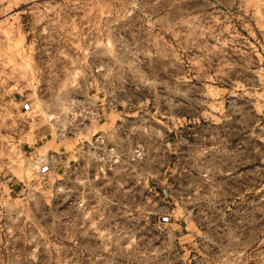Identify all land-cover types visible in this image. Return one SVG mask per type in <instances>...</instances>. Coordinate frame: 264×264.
<instances>
[{"label":"rangeland","instance_id":"374dc122","mask_svg":"<svg viewBox=\"0 0 264 264\" xmlns=\"http://www.w3.org/2000/svg\"><path fill=\"white\" fill-rule=\"evenodd\" d=\"M0 88V264H264V0H0ZM106 100L145 162L154 121L169 197L72 212L35 159Z\"/></svg>","mask_w":264,"mask_h":264},{"label":"built area","instance_id":"2783aa9c","mask_svg":"<svg viewBox=\"0 0 264 264\" xmlns=\"http://www.w3.org/2000/svg\"><path fill=\"white\" fill-rule=\"evenodd\" d=\"M73 107V113L57 129L56 143L67 146L77 142L76 145H81V153L83 155L86 153L87 164L85 166L84 163H79L77 160L67 161L63 179L57 186V193L64 202H68L72 206V212H79L92 203L87 202L85 193L88 192V188L94 181L108 184L114 181L121 188L123 180L120 176L133 172L136 163L143 160L144 144L139 138L140 133L143 132L142 128L127 126L123 121L126 116L120 111L119 119L114 124L111 136H105L99 131L89 136L92 128L99 124L108 112L117 111L118 107L113 101L106 100L86 105L77 102ZM135 117L141 118L137 115ZM76 150L74 149L73 152L75 155H77ZM61 152L67 154L71 151L63 146ZM89 154L90 159L88 158ZM57 159V153L47 151L45 155H37L35 161L41 163V167L49 171L55 166ZM78 175H82L80 182L77 179ZM102 190L104 191L103 185L98 188V195L104 199ZM67 213V211L62 213L63 218L67 217Z\"/></svg>","mask_w":264,"mask_h":264},{"label":"crops","instance_id":"0c3cea01","mask_svg":"<svg viewBox=\"0 0 264 264\" xmlns=\"http://www.w3.org/2000/svg\"><path fill=\"white\" fill-rule=\"evenodd\" d=\"M17 104V103H16ZM19 107L20 111H25V107L27 106V103L23 100H20V102L17 104ZM126 118H123V121H125V124L129 127H137L138 129H141L142 126V121L141 118L137 119L135 115H129L126 113H122ZM119 119V115H114L111 116L110 113H107L104 117L103 120H101V124L99 125V129L97 131L102 132L105 136H111V133L113 131V127L115 122ZM155 123L154 121H151V155L147 156L146 162L144 159L142 161H138L133 168V172L131 173H126L125 176H120L121 180H123V183L120 185H124L126 188L128 185H130L131 189H135L136 191V196L137 199L139 196L142 197L143 192L146 188L147 192L151 195V199L155 201H160L161 199L164 200V198H167L169 196H165L167 191L166 189L169 188V179L164 178V174H161L160 172V166H159V160L154 155V149L159 147V139H158V133H156L154 129ZM96 128V125L93 127ZM95 131V132H97ZM94 133L93 129L91 132H89V136ZM142 136V133H140ZM88 136V137H89ZM85 138H87L85 136ZM141 139V137L139 136ZM56 143V142H55ZM77 142H73L69 145L65 144H59L56 143L54 149H49L48 151H53L57 153V162L55 166L49 170L55 172L56 176V186L59 185L60 181L63 179L64 175V167L67 163V161L72 160L75 161L77 160L79 163H84L86 166L87 161H86V153L84 155L81 153V145H76ZM165 145H168L169 143H164ZM76 145V146H75ZM65 146L68 148V151L70 150L71 152L67 154H63L61 152V147ZM77 147V148H76ZM74 149L77 151V155H75ZM42 155H45L42 154ZM88 158L90 159V154L88 155ZM174 162V157L169 156V164ZM166 171H164L165 173ZM164 178V180H163ZM78 181L80 182L82 179V175H78ZM167 183V184H166ZM108 183H102L103 185V196L106 198V196L111 197V193L109 192V186L108 188L106 187ZM97 182L94 181L91 185V187L88 188V192L85 193V199L87 202H92L95 198V195L97 193L96 189ZM23 190L22 186L17 184H11L9 180L3 179L0 180V199H2L3 194L8 195V197H11L12 195H17L16 191H21ZM19 193V192H18ZM58 194V193H57ZM162 197V198H161Z\"/></svg>","mask_w":264,"mask_h":264}]
</instances>
